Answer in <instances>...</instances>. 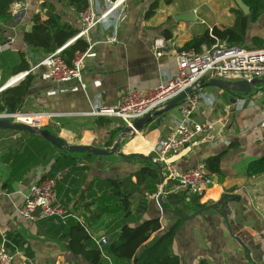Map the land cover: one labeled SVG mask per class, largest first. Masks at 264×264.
Segmentation results:
<instances>
[{
	"label": "crops",
	"instance_id": "crops-1",
	"mask_svg": "<svg viewBox=\"0 0 264 264\" xmlns=\"http://www.w3.org/2000/svg\"><path fill=\"white\" fill-rule=\"evenodd\" d=\"M43 1L52 3L54 13L63 21L80 27L78 14L56 0H22L17 2V7V3L14 4L13 21L2 26L5 32L2 30L0 61L5 57L3 51L8 50V58L17 62V52L21 51L28 64L27 96L20 111L51 113L41 127L70 144L107 147L106 142L112 139L113 144L124 124L119 118L111 117H103L101 123H97V117L88 113L92 104L113 106L127 88L144 91L157 86L163 81L164 72H176L175 51L192 37L170 28L169 13H158L160 2L155 13L146 17L154 0H125L123 15L118 19L115 13L110 15L93 28L86 39L88 47L82 60L81 81L54 84L50 80L51 61L46 59L47 55L23 41V32L29 30L32 14L41 12L44 17L45 10H50L40 6ZM105 6L104 0H95L97 14L103 12ZM192 11L195 12V8ZM113 35L116 41L110 42ZM157 39H163L165 43L159 49L160 56L156 55ZM243 45L246 48L264 47V14L247 23ZM202 90L210 93L211 98L200 102L194 118L202 122L225 121L226 124L215 140L197 137L175 156V163L186 169L210 155L223 152L219 172L208 175L207 190L199 201L207 206L225 197L230 230L213 209L193 215L188 194L171 199L169 194H161L160 206L151 195L163 179L156 186L150 183L148 189L144 184L134 189L131 195L132 218L142 221L159 217V234L178 221L169 210L191 216L189 219L180 218L171 245L179 257V264H264V174H247L249 162L264 155V84L253 88V104L239 109L234 107L236 97L233 95L224 94L221 100L217 91L210 87ZM220 103L225 105L220 107ZM177 119L179 115L175 106L173 112L169 110L156 116L135 136L123 137L118 151L128 155L126 158L118 154L109 155L105 160L88 156L78 159L73 169L59 168L62 177L56 185V205L67 213L66 221L73 216L85 222L91 233L92 225L100 221L99 233H92V236L108 238L106 230L115 231L120 211L118 207L112 208L115 198H99L104 189L99 181L122 179L150 162L143 164L138 154L153 158V148L167 136ZM23 133L0 129V187L9 191V195L0 196V243L3 238L14 234L24 242L23 248H27L31 257L17 249L15 264H89L67 251L63 241L54 236L57 217L30 222L18 213L30 186L48 171V164L27 166L26 136ZM131 155L136 158H128ZM132 180L135 181V177ZM152 187L154 189H150ZM88 202L91 204L87 207L84 204ZM155 236L157 233L150 239Z\"/></svg>",
	"mask_w": 264,
	"mask_h": 264
},
{
	"label": "trees",
	"instance_id": "trees-1",
	"mask_svg": "<svg viewBox=\"0 0 264 264\" xmlns=\"http://www.w3.org/2000/svg\"><path fill=\"white\" fill-rule=\"evenodd\" d=\"M19 1L22 0H0V43L3 40L2 26L13 21L12 9L14 4ZM56 1L62 6L72 9L76 14H79L88 6V0ZM173 1L164 0L166 4H171ZM242 1L249 7L248 15H244L239 7L233 8L232 12L235 19L231 26H212L205 32L193 36L178 50L192 49L200 53L204 50V46L205 48H211L217 42H224L229 46L246 47L243 44L248 20L256 21L261 14H264V0ZM158 2L159 0L152 1L147 10L146 17H151L155 13ZM40 6L52 10V13L44 17L41 12L33 13L30 19L31 26L29 30L23 32V41L27 46L37 48L47 55L72 38L79 31V27L63 21L59 14L54 13L52 3L43 1ZM87 47L88 42L86 39L78 38L65 47L61 55L70 64L75 51H85ZM3 53L5 57L0 61V86L11 75L28 69V64L23 58V52H17L19 57L17 62L8 58V50L3 51ZM28 83L29 74L16 85L1 90L0 110L20 111L27 96ZM229 92L233 97L241 95L231 90ZM254 94L255 92L251 91L246 96L254 97ZM102 118L97 117L96 122L101 123ZM23 134L26 136L24 146L28 153L27 166H44L48 164V171L43 177L51 176L54 171L61 167L73 169L78 159L94 156L83 153L77 154L79 156L76 157L75 154L68 153L66 149H57L37 133L24 132ZM111 145L112 139L106 142L107 147ZM222 155L223 152H219L204 159L208 175L219 172ZM128 158H136V156L131 155ZM12 171L15 172L13 168ZM247 174L249 176L264 174V155L249 162ZM132 177H135V181L132 180ZM161 181L162 178L157 168L151 162H146L139 170L122 179L99 181V184L102 183L104 188L99 198H115L116 200L112 208L116 209L118 207L120 211V218L115 226V231H113L116 237H108V242L102 250L93 241L89 226L73 216H69L70 218L67 221L65 220V222L57 218V230L54 236L63 241L67 251L78 255L89 264H179V257L172 251L171 245L175 233L180 226V218L159 234L158 232L161 231L159 217H152L142 221H139V218H132L131 195L134 193V189L143 184L148 189L150 183L156 186ZM166 185L169 186V183ZM182 195V193H170L169 198H182ZM199 198L200 195H191L190 197V202H192L191 211L193 213L206 206L205 203L199 201ZM90 204L91 202H88L84 205L88 207ZM178 210L181 211L180 209ZM124 225L125 227H123ZM154 233H157V236L150 239ZM6 240L5 246L8 250L15 252L18 249L23 251L26 257H31V253H29L27 248H23L24 242L19 241V236L16 234L10 235Z\"/></svg>",
	"mask_w": 264,
	"mask_h": 264
},
{
	"label": "built area",
	"instance_id": "built-area-1",
	"mask_svg": "<svg viewBox=\"0 0 264 264\" xmlns=\"http://www.w3.org/2000/svg\"><path fill=\"white\" fill-rule=\"evenodd\" d=\"M125 0H104L105 9L97 14L94 9L95 0H88V6L81 11L79 31L66 43L47 54L51 61L50 80L54 84L66 83L73 80L81 81V67L85 51H75L71 63H67L61 53L65 47L78 38L88 39L90 32L110 15L116 14L118 19L123 15ZM19 6L18 3L16 7ZM115 42V35L109 38ZM155 46L158 49L157 56L161 55L160 48L165 46L163 39H157ZM177 70L175 73L164 72L163 81L148 90L127 88L113 106H104L100 103L92 104L89 115L94 117H111L122 120L124 126L132 123L148 113H152L164 107L187 88L189 92L180 102L177 110L179 119L174 122L173 128L167 136L161 139L153 148V160L158 162L163 169L166 179L158 185L151 196L157 199L160 194L182 193L191 195H203L207 190L209 177L207 166L200 161L186 169L180 168L173 158L197 137L206 139L213 130V121H197L194 114L202 100L211 98V94L204 92L200 87L201 80H209L211 77L224 80H251L264 76V47L246 48L243 46H229L224 42H217L211 48H205L198 53L192 49L175 51ZM30 70H24L11 75L0 86V91L6 87L16 85L25 79ZM255 89V88H254ZM258 90V89H257ZM234 107L239 109L245 105H252V97L235 96ZM211 104V103H210ZM228 112L227 109H225ZM51 113L46 112H11L0 110V119H9L15 122H23L31 126H43L44 119L50 118ZM62 177V171L56 170L51 176H46L35 181L24 196L23 202L18 207V213L27 221L36 222L48 217H57L65 222L67 213L56 205L57 181ZM169 182V186L166 187ZM9 195L5 187H0V196ZM95 244L102 250L108 242L106 236L99 239L92 236ZM6 239L0 243V264H15V252H11L5 246ZM24 259V258H23Z\"/></svg>",
	"mask_w": 264,
	"mask_h": 264
},
{
	"label": "water",
	"instance_id": "water-1",
	"mask_svg": "<svg viewBox=\"0 0 264 264\" xmlns=\"http://www.w3.org/2000/svg\"><path fill=\"white\" fill-rule=\"evenodd\" d=\"M239 9L243 12L244 15L249 14V7L242 1V0H235ZM45 15L49 16L51 14L50 10H45ZM176 20H194L196 19V16L194 15L193 11H187L184 13H180L175 17ZM3 32H5V29L2 28ZM5 42L2 43L4 45ZM260 84H264V76L262 78H253L250 81L249 80H237V81H230V80H224L221 78H215L211 77L209 80H201L200 81V87H219L227 90H231L237 94L241 95H248L253 88L257 87ZM191 88H187L186 90L182 91L180 94L175 96L173 99H171L167 104L162 107L161 109H158L152 113H148L144 115L141 118L136 119L131 126L125 125L116 141L112 144L110 147H98L90 144H70L65 139L61 138L58 135H55L51 133L49 130L39 127V126H31L29 124L23 123V122H15L11 121L9 119H0V129H7V130H14L19 132H31V133H37L41 137H43L45 140H47L49 143H51L53 146H55L58 149H66L68 153L72 154H83L87 153L89 155L97 156L99 160H105L107 156L112 154H118L121 157L126 158L128 155L119 152L118 147L120 145V142L123 137L131 135L135 136L136 132L141 131L143 126L145 124H148L150 121H152L156 116H159L160 114H163L171 109H173L178 102H180L189 92H191ZM226 122L225 121H217L213 124V130L211 133L206 137L205 140L211 141L215 140L219 137L220 132L224 128ZM138 156L141 158L142 163L144 164L146 161L153 162V164L156 166L159 175L162 179H166L165 175L163 174L162 168L158 162L153 160V158L150 155H144V154H138ZM177 157H174L173 160H176ZM225 197L220 198L217 202L207 205L196 212H194L193 215H197L201 213L202 211L206 209H213L215 210L219 216H221L228 228L230 230V225L228 221V210L225 208ZM157 202L160 206H162V195L160 194L157 198ZM172 214L177 216L178 218L183 219H189L191 216H187L181 212L175 211V210H169ZM125 227V225L123 226Z\"/></svg>",
	"mask_w": 264,
	"mask_h": 264
},
{
	"label": "rangeland",
	"instance_id": "rangeland-1",
	"mask_svg": "<svg viewBox=\"0 0 264 264\" xmlns=\"http://www.w3.org/2000/svg\"><path fill=\"white\" fill-rule=\"evenodd\" d=\"M158 13H169L170 28L178 29V33H182L184 36L191 38L195 35L205 32L212 26L227 27L231 26L234 22L233 8H237L238 5L235 0H174L171 4H166L164 0L159 1ZM195 8L194 20H176L175 17L180 13L192 11ZM162 13V14H161ZM251 20H248V22ZM31 24V23H30ZM211 89L217 91L219 98L222 100L223 95H229L230 92L227 89L211 86ZM256 88V87H255ZM254 92V90L252 91ZM246 96V95H242ZM248 97V96H246ZM225 105L220 103V107ZM175 107L170 111L173 112ZM206 121V120H205ZM101 222H95L92 225L93 235H97L100 231ZM108 231L107 236L115 238L116 235L113 231ZM105 231V232H106Z\"/></svg>",
	"mask_w": 264,
	"mask_h": 264
}]
</instances>
